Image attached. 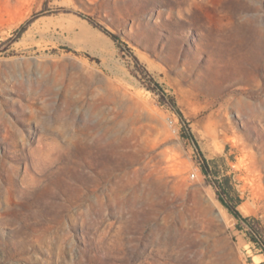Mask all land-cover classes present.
Returning a JSON list of instances; mask_svg holds the SVG:
<instances>
[{
  "label": "rangeland",
  "instance_id": "obj_1",
  "mask_svg": "<svg viewBox=\"0 0 264 264\" xmlns=\"http://www.w3.org/2000/svg\"><path fill=\"white\" fill-rule=\"evenodd\" d=\"M204 157L264 232V0H0V264H264Z\"/></svg>",
  "mask_w": 264,
  "mask_h": 264
},
{
  "label": "trees",
  "instance_id": "obj_2",
  "mask_svg": "<svg viewBox=\"0 0 264 264\" xmlns=\"http://www.w3.org/2000/svg\"><path fill=\"white\" fill-rule=\"evenodd\" d=\"M216 163L215 159L203 158L201 162V169L203 173L213 180V185L216 189V193L220 202L229 210L239 220V227L247 232V238L249 241L254 243L257 248H259L264 253V232L260 226L259 220L255 217H246L241 214L237 206L240 203V198L238 196H232V186L225 177L223 180L214 178L215 175L212 172L211 166Z\"/></svg>",
  "mask_w": 264,
  "mask_h": 264
},
{
  "label": "bare ground",
  "instance_id": "obj_3",
  "mask_svg": "<svg viewBox=\"0 0 264 264\" xmlns=\"http://www.w3.org/2000/svg\"><path fill=\"white\" fill-rule=\"evenodd\" d=\"M245 207H246L245 205H241L240 206V208L243 209V210H245Z\"/></svg>",
  "mask_w": 264,
  "mask_h": 264
},
{
  "label": "built area",
  "instance_id": "obj_4",
  "mask_svg": "<svg viewBox=\"0 0 264 264\" xmlns=\"http://www.w3.org/2000/svg\"><path fill=\"white\" fill-rule=\"evenodd\" d=\"M192 175L194 176L195 174L193 173Z\"/></svg>",
  "mask_w": 264,
  "mask_h": 264
}]
</instances>
